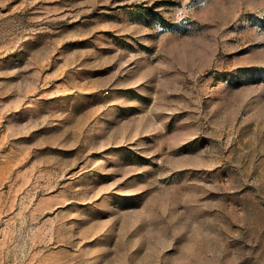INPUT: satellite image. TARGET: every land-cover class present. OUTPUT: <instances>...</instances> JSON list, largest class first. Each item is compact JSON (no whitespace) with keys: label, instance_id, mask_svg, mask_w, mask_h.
<instances>
[{"label":"rangeland","instance_id":"374dc122","mask_svg":"<svg viewBox=\"0 0 264 264\" xmlns=\"http://www.w3.org/2000/svg\"><path fill=\"white\" fill-rule=\"evenodd\" d=\"M0 264H264V0H0Z\"/></svg>","mask_w":264,"mask_h":264}]
</instances>
